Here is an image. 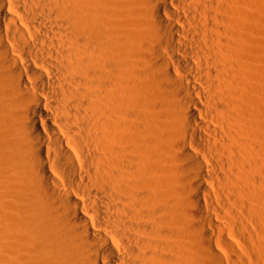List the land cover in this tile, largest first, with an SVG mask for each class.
Wrapping results in <instances>:
<instances>
[{"label":"bare ground","instance_id":"6f19581e","mask_svg":"<svg viewBox=\"0 0 264 264\" xmlns=\"http://www.w3.org/2000/svg\"><path fill=\"white\" fill-rule=\"evenodd\" d=\"M263 7L0 0V264H252Z\"/></svg>","mask_w":264,"mask_h":264},{"label":"rangeland","instance_id":"374dc122","mask_svg":"<svg viewBox=\"0 0 264 264\" xmlns=\"http://www.w3.org/2000/svg\"><path fill=\"white\" fill-rule=\"evenodd\" d=\"M262 2H263V4H264V0H261ZM264 8V7H263ZM260 19H261V25L260 24H258L259 25V30L253 35L254 36V38L256 39V40H258V41H262L263 39H264V9H263V11H262V13H261V16H260ZM252 204H250L251 206H254V207H256V205H257V203L255 202H251ZM254 203V204H253ZM264 214V213H263ZM255 217V215L253 214L252 215V217ZM253 217V218H254ZM263 217H264V215H263ZM251 218V217H250ZM253 218H252V220H251V222H249V217H248V219H245V220H247L248 221V224L250 225H248L249 227H251L250 228V233H252V231L255 233V234H253L254 236L255 235H257V236H253V235H251V237L253 236V239L251 240V238H250V240H248V238L246 239V238H244V240L242 239L241 241H245V239H246V241L244 242V245L243 246H245V243H246V246L247 247H249L248 245H250V248H252V244H253V248L255 247L256 248V251H257V253H259L258 255H257V258L255 259V261H253L252 262V264H264V248H262V246L261 245H258V246H260L262 249H259V247H257V244H259V242H257V241H259V240H261V238H260V236L262 235V230L264 229L263 227H264V222H262V221H258V222H262L263 224H260V223H256L257 221H254L253 220ZM255 220H256V217H255ZM264 220V219H263ZM247 221H245L246 223H247ZM253 221V222H252ZM256 223V225L258 224V228L259 229H257V226H255V228H254V225L252 224V223ZM260 227H262V228H260ZM259 230H261V231H259ZM262 237V236H261ZM258 238H260L259 240H258ZM255 239H257V240H255ZM249 241V242H248ZM251 241H254V242H252L251 244H248V243H250ZM262 241H264L263 240V237H262ZM243 242H241L242 244H243ZM235 243V242H234ZM240 243V244H241ZM264 242H261L260 244H263ZM236 245H238V243L236 242L235 243ZM242 244L240 245V246H242ZM254 244H255V246H254ZM255 248H254V250H255ZM258 248V249H257ZM263 250V251H262ZM261 251V252H260ZM262 253H263V255H262ZM258 258H259V260H258ZM260 258H262V259H260ZM251 262V261H250Z\"/></svg>","mask_w":264,"mask_h":264}]
</instances>
